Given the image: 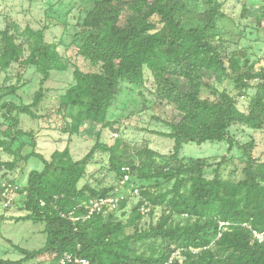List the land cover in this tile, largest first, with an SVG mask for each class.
Masks as SVG:
<instances>
[{
  "label": "trees",
  "instance_id": "obj_1",
  "mask_svg": "<svg viewBox=\"0 0 264 264\" xmlns=\"http://www.w3.org/2000/svg\"><path fill=\"white\" fill-rule=\"evenodd\" d=\"M206 2L209 9L198 15L204 27L185 28L181 20L183 0H95L82 25L84 41L78 55L99 70L84 73L75 67V84L60 101L58 112L67 121L63 133L77 135L87 123L110 129L116 123L108 120L109 110L121 92V84L143 85L147 69L156 85V98L174 105L180 114V120L170 125V133H158L174 141L171 155L147 147L135 157H125L121 141L108 145L101 141L100 134L91 151L79 161L72 158L69 147L54 152L47 160L34 150L35 141L31 143L33 151L24 158L20 155L24 143L12 151L20 136L33 139L32 133L20 129V116L41 118L35 110L45 98V83L52 72L68 71L69 63L55 44L46 42L44 29L16 28L14 35L9 27L0 33V72L17 64L36 67L42 76L40 89L28 105L3 101L16 95L19 87L0 82V114L7 121L0 123V148L15 156L1 165L12 171L20 160L35 157L42 161L43 170L31 171L25 187L17 186L15 192L25 196L21 211L27 212L17 221L44 223L47 235L44 247L35 251L10 243L23 258L0 259V264H26L44 256L60 264L66 254L91 264H165L177 251L184 256L182 264H264V245L252 244L245 227L264 232V162L252 157L247 145L241 146L247 156L244 176L231 182L222 178L219 169L212 179L206 178L207 163L203 159L181 158L184 145L189 143L202 146L226 142L232 150L235 141L229 130L234 125L264 128V70L254 72L248 61L241 65L237 58H230L226 64L215 42L222 35L217 22L224 17L223 4L219 0ZM256 21L264 22V4ZM17 37L27 44L28 55ZM208 76L231 79L241 96L254 87L251 82L257 81L247 112L241 111L227 92L216 93L215 100L201 98ZM97 153L109 155L110 167L120 178L123 168L129 167L133 179L155 182L138 186L141 198L126 223L115 219L116 211L75 223L62 216L75 212L82 217L86 214L83 203L107 197L115 190L94 189L87 184L79 187ZM160 180L172 183V188L157 191ZM8 184L16 187L14 182ZM6 189L7 184L1 191ZM128 200L121 202L119 210L127 207ZM143 206L151 216L156 208L165 209L158 222L144 231L139 228ZM175 215L186 216V222L175 223ZM221 223L228 224V230L223 231ZM129 228L134 229L132 234L126 233ZM148 242H160L162 251L146 255L132 248L133 244Z\"/></svg>",
  "mask_w": 264,
  "mask_h": 264
},
{
  "label": "rangeland",
  "instance_id": "obj_2",
  "mask_svg": "<svg viewBox=\"0 0 264 264\" xmlns=\"http://www.w3.org/2000/svg\"><path fill=\"white\" fill-rule=\"evenodd\" d=\"M223 4L224 17L219 18L217 25L222 35L215 42L222 53L226 64L230 58H237L241 65L248 61L254 72L264 70V22L258 24L256 18L261 14L264 0H219ZM185 9L181 11L182 25L185 28H202L198 15L207 11L209 6L206 0H183ZM95 0H0V33L10 27L11 33L17 35L15 29L24 31L26 27L34 30H45L47 43L55 44L63 59L69 63L66 72H52L50 79L45 83V98L35 110L40 119L20 116V129L25 133H32L33 139L28 135L20 136L17 143L12 146V151L24 143L20 155L24 158L33 151L31 143L35 141L37 153L50 160L56 151L70 148L75 161L83 159L93 148L97 136L101 141L113 145L117 140L124 145L125 157L135 155L145 148H149L161 155L173 153L174 141L161 137L158 133H170L171 124L180 120V114L167 102L156 98V85L151 73L145 70V82L140 86L128 83L121 84V92L109 110L108 120L116 125L110 129H102L99 125L84 124L77 135L63 133L66 128L64 117L58 112L61 98L67 90L75 84L73 76L75 67L84 73H94L99 70L83 57L78 55L84 38L81 33L82 25L87 14L93 9ZM244 9L246 13L244 14ZM125 19V18H124ZM123 19V21H124ZM221 39L220 41H218ZM1 40V36H0ZM17 43L22 44L26 54L27 44L21 37ZM42 76L36 67H22L14 64L5 73L0 72V82L5 86L17 85L19 90L14 96H8L3 101H12L16 104H31L35 93L40 89ZM208 86L204 87L201 98L215 100L216 93L227 92L233 96L238 108L247 112L250 98L255 94L257 81L251 82L254 86L241 96L236 90L231 79L217 80L215 76L206 77ZM70 121V120H68ZM0 114V123H6ZM230 137L235 141L232 150L229 144L207 142L202 146L195 143L184 145L181 158L187 161L190 158L203 159L207 163L205 177L212 179L216 170L223 179L238 182L243 179V169L247 162L245 150L241 147L247 145L252 157L264 162V128L252 130L243 125H234L229 130ZM1 137V136H0ZM2 138V137H1ZM15 156L0 148V259L18 261L23 256L11 244L18 245L29 251L39 250L44 247L47 235L44 232L45 224L33 221H17L27 215L22 210L24 195L15 191L9 193L7 198L2 197L3 185L14 182L19 188L25 187L31 171H42L44 165L38 158L28 161L20 160L15 170L1 166L10 163ZM220 165V167H219ZM122 190V195L128 198L127 207L115 212V219L126 223L131 210L137 205L139 199L131 195V187L140 185H154L155 182H140L133 179ZM121 178L111 169L109 155L97 153L95 160L88 167V174L81 181L79 187L89 185L94 189L116 188L120 185ZM157 191L165 192L172 188V183L160 180ZM10 205L5 207V202ZM165 212L164 207H158L151 216L146 212L139 223L140 230L149 229L151 223L156 224ZM186 216L173 217L175 223L184 224ZM133 228L127 229V234H132ZM11 243V244H10ZM137 254L160 253V242L136 243L132 245ZM53 257L44 256L26 264H53Z\"/></svg>",
  "mask_w": 264,
  "mask_h": 264
},
{
  "label": "built area",
  "instance_id": "obj_3",
  "mask_svg": "<svg viewBox=\"0 0 264 264\" xmlns=\"http://www.w3.org/2000/svg\"><path fill=\"white\" fill-rule=\"evenodd\" d=\"M124 175L121 178L120 185L115 188V190L107 197L99 198V199H93L90 200L88 203H83V207L86 210V214L84 216H76L75 212H72L68 215H62L64 218H68L72 222H78L79 220H87L90 219L95 214H101V213H110L115 212L119 210V206L121 202L126 198L123 196L122 190L128 186L132 182V176H131V170L129 167L123 168ZM17 186L13 187L12 185L7 183V189L2 194V197L7 198L9 196V193H12L17 190ZM131 195L134 197H137L139 200L141 198L140 190L138 187H131L130 191ZM43 204V203H42ZM10 205V202H5V207H8ZM142 213L145 214L149 211L145 206L141 209ZM221 228H223V231L228 230L226 223L220 224ZM246 228L250 231V237H251V243L252 244H260L264 245V232L257 231L253 229L251 226L245 225ZM193 252H198L195 250H192ZM184 256L182 252L177 251L175 252L172 257L165 263V264H177V263H183ZM67 263H75V264H91L88 260L79 259V258H72L70 255H65L61 261L60 264H67Z\"/></svg>",
  "mask_w": 264,
  "mask_h": 264
}]
</instances>
